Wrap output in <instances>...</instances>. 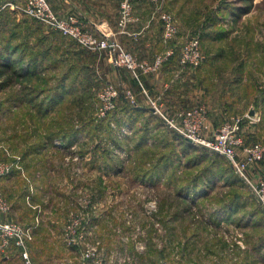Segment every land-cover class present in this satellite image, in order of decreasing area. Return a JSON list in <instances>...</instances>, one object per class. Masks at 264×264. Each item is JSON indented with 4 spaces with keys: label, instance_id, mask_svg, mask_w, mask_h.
<instances>
[{
    "label": "rangeland",
    "instance_id": "obj_1",
    "mask_svg": "<svg viewBox=\"0 0 264 264\" xmlns=\"http://www.w3.org/2000/svg\"><path fill=\"white\" fill-rule=\"evenodd\" d=\"M0 1L18 6L1 9L0 42L12 44L15 31L24 36L37 27L39 34L29 38L33 45L38 37L55 31L22 11L26 0ZM134 5L150 10L162 42L151 59L138 58L140 52L128 40L98 35L118 42L139 62L153 65L159 56L155 71L136 79L126 66H115L107 50L87 49L57 31L56 42L68 41L69 47L100 59L96 69L85 74L88 84L71 81L60 104L53 108L44 91L55 86L59 74L44 76L37 66L36 75L25 78L30 63L16 56L8 71L0 70V167L7 166L15 181L18 177V191L24 187L34 192L37 206L26 198L37 212L32 225L49 227L47 233L52 229L51 235L37 236L36 241L32 227L19 221L31 230V264H39L30 253L34 241L40 258L52 254L59 264H264V209L249 185L231 174L233 167L220 154L194 144L195 149L182 151L176 135L151 110V101L167 116L201 109L209 137L223 122L242 118L245 145L264 146V0H137ZM111 8L119 9V3L112 2ZM160 13L172 16L177 25L174 39L166 44ZM192 38L199 40L202 60L197 67H183L179 54ZM170 49L173 54L168 56ZM172 60L178 65L173 77L179 78L181 70L185 80H196L188 88L192 97L187 105L169 113L159 100L163 86L157 84L152 94L143 77L159 75L158 80ZM129 73L146 100L142 115L155 117L149 133L145 119L134 124V133L129 126V105L138 106ZM110 89L116 91L111 107ZM63 133L75 137L65 140L59 136ZM263 172L264 156L248 168V176L257 182ZM4 199L0 195L7 204ZM33 209L21 216L28 218ZM10 210L0 212L7 213L1 222H15ZM12 244L0 250L1 257ZM15 247L20 259L12 263L26 264Z\"/></svg>",
    "mask_w": 264,
    "mask_h": 264
},
{
    "label": "built area",
    "instance_id": "obj_2",
    "mask_svg": "<svg viewBox=\"0 0 264 264\" xmlns=\"http://www.w3.org/2000/svg\"><path fill=\"white\" fill-rule=\"evenodd\" d=\"M135 1L118 0V27L121 30L125 29L134 20ZM17 7L11 1H4L3 3L0 1V11L5 8L15 9ZM22 11L36 20L48 24L51 29L60 34L76 40L87 49L93 51L107 50L114 60V65L126 66L136 79L140 77V74L158 69L157 67L161 61L159 56L155 57L156 61L153 65L137 61L131 54L126 53L118 42L110 41L107 37L84 30L82 23L74 15H58L51 8L49 0H26ZM159 21L163 32V42L166 44L174 39L177 33L176 21L167 13H160ZM200 48L198 38H192L184 43L179 54L180 64L183 67H197L202 60ZM172 54V49L166 53L168 56ZM110 90L109 107L112 106L111 98L116 95L115 90ZM151 104L152 110L156 114L158 113L166 124L180 136L194 145L201 146L223 156L233 167L235 174L249 185L253 195L264 209V172L257 182H253L248 176V168L262 160L264 146L245 145L241 129L242 118L223 122L215 129L213 135L209 137L206 135L208 126L203 123L204 115L201 109H188L176 112L173 116H167L161 110V106L156 105L154 101H151ZM9 171L7 166L0 167V177L8 174ZM8 208L5 202L0 201V212H6ZM31 235L30 228H25L18 222L3 223L0 221V250H4L13 242L21 250L25 263L31 264L27 248ZM237 243L241 244L240 241ZM85 256L88 257V254Z\"/></svg>",
    "mask_w": 264,
    "mask_h": 264
},
{
    "label": "crops",
    "instance_id": "obj_3",
    "mask_svg": "<svg viewBox=\"0 0 264 264\" xmlns=\"http://www.w3.org/2000/svg\"><path fill=\"white\" fill-rule=\"evenodd\" d=\"M137 1V0H136ZM119 3L118 0H50L51 7L58 15L66 16V15H75L76 18L82 23L83 27L89 29L92 33L105 35L109 34L115 37L118 41H129V45L136 49V56L140 59H151L154 54L157 53L156 50L161 49L162 42H160V37L156 34L155 25L153 22L150 21L149 12L150 10L147 8H136L134 9V20L120 32L117 25L119 9H115L112 11L111 3ZM113 12V14H112ZM119 32V33H118ZM146 38V39H145ZM55 38H49L47 40L46 46L44 48L47 49L45 56L42 61H38L41 71L45 75H51L53 73H57L59 75L67 74L69 71L66 67V62L71 60H81L87 61V55L82 54V50L73 46L69 47L66 43H58L54 40ZM133 43V44H132ZM37 50V47L34 48ZM100 59L95 57V63L89 62V70L92 68L96 69V64ZM54 61L56 66H54L51 62ZM95 66V67H94ZM103 66V65H102ZM107 69L110 66H106ZM178 65L175 61H169L167 64L164 65L163 71L161 73L160 78L159 76H152V75H145L143 77V83L146 88L152 93H155L157 90V86L159 85L161 88L163 86V90L159 97L161 104L165 107V110L172 113L175 109H179L182 106L187 105V100L191 98V90L188 88L191 87V83L195 82V78H189V80H185L181 75V70L177 71L180 75L177 78V75L173 74L177 70ZM111 69V68H110ZM97 71V70H96ZM71 73V71H70ZM76 73V72H72ZM188 73V72H187ZM114 74V73H113ZM159 81V82H157ZM189 83V85H188ZM67 85V83H65ZM158 84V85H157ZM129 88L133 89L134 92H137V107H132L129 105V126L133 128L132 133L137 131L135 127V123L138 122L140 119H145V124L147 125L145 132L149 133L148 130L153 128L152 125L155 124V117L153 118L151 115H142L146 112L144 109L147 108L146 100H144L143 96L137 90L135 81L133 80L132 75L129 73ZM139 92V93H138ZM156 94V93H155ZM130 104V103H129ZM134 108V110L132 109ZM148 113V112H147ZM146 114V113H145ZM146 116V117H144ZM151 116V117H150ZM153 118V119H152ZM135 127V128H134ZM131 133V134H132ZM12 176H4L0 179V195H2L9 204V210L11 211V216L15 217V222L20 221L28 224L27 226L32 227L31 230L35 232L36 241L37 236H47L51 235L52 229L48 230L47 233V226L39 225L35 228L33 226L34 216L36 215V211H34L33 206L35 205V194L33 192L30 193L28 190L19 189L16 185V181H18V177H15L16 181L11 178ZM21 180V179H20ZM17 186V187H16ZM13 193L12 197L9 198L8 194ZM31 199L33 201V206L27 205L26 198ZM4 199V200H5ZM5 202V201H4ZM10 202V203H9ZM6 203V202H5ZM33 209V215H30L28 218L24 215V213L28 210ZM38 213H40L38 211ZM7 214V213H4ZM0 214L2 220L5 219V215ZM38 215V214H37ZM33 217V218H32ZM31 244L30 246V253L31 257L36 263L39 264H59L60 261L54 258V255H45L42 258L36 251L38 250L37 246ZM12 250V251H10ZM8 255H5L4 260L0 262V264H13L12 261L15 259H20L18 255H12L15 251L11 248L8 250ZM19 263H21L19 261ZM18 264V260H17ZM150 264H155L150 262ZM156 264H160L159 261Z\"/></svg>",
    "mask_w": 264,
    "mask_h": 264
},
{
    "label": "trees",
    "instance_id": "obj_4",
    "mask_svg": "<svg viewBox=\"0 0 264 264\" xmlns=\"http://www.w3.org/2000/svg\"><path fill=\"white\" fill-rule=\"evenodd\" d=\"M244 13H246V11H240L239 12V14H244ZM37 33L39 34L37 27H35L31 32L26 33L24 36L21 34V32L17 33L15 31L13 33L14 35L12 36V39L10 41L12 42V44H16V45H12L9 41H7V42L1 41L0 42V60L2 59V61H3L2 63H0V70H1L2 74H3V72H6L10 69V64L12 63V59L14 56H16L19 59V61L26 60L27 62L30 63L28 70L25 71V73L23 74L25 78H32L36 75L35 70H36L37 66H39L38 61H42L41 59H43V57L45 56V53L47 52L46 48L41 50V47L46 46L47 40L49 38L53 39L57 36H60L58 33H56L54 31V32H51L50 36L43 35V36L38 37L35 40V42L33 43V45H30V43H29L30 36H32L33 34L37 35ZM0 36H4L3 30L0 32ZM19 38H22L23 41H20L19 43H14L15 40H17ZM7 45L12 46V48H8ZM35 47H37L39 49L36 51H33ZM81 53L83 54V52H81ZM87 58H88L87 61L74 60L73 62H71L68 66V69H67L69 71V73L64 74V75H60L61 79L55 83L54 87L49 88V89H44V91L46 90V93L51 96V97H49L48 103H50V105H52L53 108L57 102L60 104V100L58 101V99H60L63 96V94H65L66 92H69V91H67V90H69V88H72L69 85V83L71 81L76 86L78 83H83V82H85V84H88L86 82L87 79L85 78V74L88 71H90L89 70V66H90L89 62L90 63L94 62L95 57L93 54L89 53L87 55ZM14 59H15V57H14ZM51 63L54 66H56L54 61H52ZM70 71H71V73L76 72L75 75H72V76H75V78L73 80L70 79L71 78ZM44 76H47V75H44ZM133 80L135 81V85H136L137 90H139V92H141V87L139 86V83H137L135 79H133ZM65 83H67V85H69L68 88L65 87ZM34 96H36V94H34ZM32 98L33 97H31V100H32ZM152 112L154 113L153 110H152ZM158 119L164 125L165 128L169 129L170 132H172V133H174V135H176L177 139H179V143L181 144V146H183V147H181V148H183L182 151H185L186 149H187V151H191V150L195 149L194 145L191 142L186 140L184 137L177 135L173 129L169 128L168 125L166 124V122L162 118L158 117ZM112 133L114 134V132H112ZM63 134L65 136L62 134H60L59 136L65 137V140H73V138L75 137L74 135H67L65 133H63ZM54 137H58V136L55 135ZM54 137L51 136V139ZM231 174L234 175L236 178H238L233 170L231 171ZM11 248L15 251L14 253L16 256L18 254H20L19 250L14 246V244H12L6 251H8ZM10 251H12V250H10ZM4 257L5 256H3V257L0 256V262L2 260H4Z\"/></svg>",
    "mask_w": 264,
    "mask_h": 264
}]
</instances>
